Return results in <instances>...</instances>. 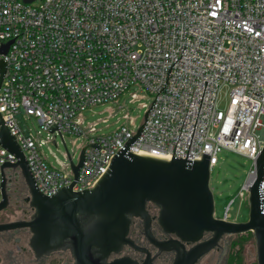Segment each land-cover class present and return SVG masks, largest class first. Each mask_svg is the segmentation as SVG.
Masks as SVG:
<instances>
[{
	"label": "built area",
	"instance_id": "2783aa9c",
	"mask_svg": "<svg viewBox=\"0 0 264 264\" xmlns=\"http://www.w3.org/2000/svg\"><path fill=\"white\" fill-rule=\"evenodd\" d=\"M7 43L0 112L44 194L76 179L72 164L50 162L43 145L51 139L26 133L17 115H34L56 144L61 134L64 142L84 135L82 148L99 142L100 149L87 146L73 185L92 188L141 125L95 135L100 120L86 126L83 113L118 102L135 85L152 99L141 103L146 112L156 100L130 152L193 160L206 153L211 169L223 151L241 154L252 160L240 190L248 193L264 148V0H0V49ZM53 123L60 131L49 130ZM8 160L18 158L0 143V200Z\"/></svg>",
	"mask_w": 264,
	"mask_h": 264
},
{
	"label": "water",
	"instance_id": "95a60500",
	"mask_svg": "<svg viewBox=\"0 0 264 264\" xmlns=\"http://www.w3.org/2000/svg\"><path fill=\"white\" fill-rule=\"evenodd\" d=\"M24 1L32 3L35 0ZM9 44L0 51L7 52ZM6 69L7 61L0 58V87ZM152 106L145 113V123L118 150L109 168L92 188L74 191L73 185L79 178L87 146L100 149L101 144H87L81 149L78 161L74 162L62 137L76 179L69 186L59 188L54 195H46L39 190L22 147L0 112V143L18 158L16 162L8 160L1 164L0 211L10 203L6 168L20 171L29 190L26 201L35 211L28 220L0 222V232L29 228L32 233L29 246L38 255L69 243L77 264H152L149 250L129 237L130 215H134L144 220V233L151 242L161 250H176L172 264H197L223 236L248 232H252L256 239L258 264H264V188L261 184L264 179V148L256 160V174L249 186L248 220L237 222L217 218L215 197L210 186V154L201 153V159L193 160L174 154L172 159H167L129 151L148 122ZM55 128L60 131L56 123L49 130L53 132ZM148 202L159 207L155 218L166 233L174 234L176 238L160 241L154 236ZM206 232L212 235L203 240ZM124 244L146 252V260L140 263L125 256L109 263L101 261L111 253L119 252ZM187 244L192 246L187 248Z\"/></svg>",
	"mask_w": 264,
	"mask_h": 264
},
{
	"label": "rangeland",
	"instance_id": "374dc122",
	"mask_svg": "<svg viewBox=\"0 0 264 264\" xmlns=\"http://www.w3.org/2000/svg\"><path fill=\"white\" fill-rule=\"evenodd\" d=\"M133 92H136L139 97V100L135 102L130 101L131 93ZM151 100L150 95L145 90L138 85H135L123 94L118 102L112 101L104 104H97L85 110L83 113L85 125L87 126L94 121L100 120L95 135L111 133L123 124H127L131 128L133 125L131 121H133L134 125L138 128L143 123L146 113V108L142 107L141 103L146 102L151 104ZM227 104L228 88L226 87L221 94L220 108L225 109ZM125 115H127V117ZM103 118H108V121L103 122ZM17 120L26 133L32 132L34 136H40L41 140L44 141H46L47 138L51 139L50 141L45 142L43 145V151L48 156V160L56 167H61L63 163L71 162L67 149L70 154L74 155V161H78L82 148L81 145L86 142L84 135H81L80 137L67 135L65 142L67 146L66 149L61 136H58V144H56L52 140L53 135L40 126L34 115L32 117H29L28 115L24 117L22 114H18ZM220 158L221 160L218 164L211 169L210 178V186L215 197V216L217 218H223L225 216L227 205L232 199H234L229 208L228 220L237 222L246 221L249 218L250 211L248 193L242 196L240 190L247 181L252 166V160L246 156L227 150L220 154ZM22 179L24 180L21 174L19 180L13 185L16 187L19 186L20 188V186L23 185V182L21 181ZM9 194L10 203L5 210L0 211V222L31 219L35 211L30 207L28 202L25 201L29 195L28 187L26 193L22 197L18 196L12 190ZM10 232H13V230L0 233V264L24 263L25 259L27 261V257L22 255L23 252L19 249V246L29 250V241L32 233H29L24 229L20 230L18 233L14 232V234H11ZM12 237L21 238V241L15 242V239ZM233 239L234 237H232V235H225L224 241L227 242V251L221 255L216 249L212 250L197 264H225V261L229 257V251ZM237 248L238 246L236 249ZM243 254L245 264H258L255 236L246 244ZM172 258L173 257H169V261L165 264H170Z\"/></svg>",
	"mask_w": 264,
	"mask_h": 264
},
{
	"label": "flooded vegetation",
	"instance_id": "af4514ba",
	"mask_svg": "<svg viewBox=\"0 0 264 264\" xmlns=\"http://www.w3.org/2000/svg\"><path fill=\"white\" fill-rule=\"evenodd\" d=\"M19 177H21L20 171L13 170V172L10 173L9 183H11L13 181V179H14V183H16V181L19 180ZM9 196H10V194H9ZM147 208H148L150 214L152 215L151 228H152L154 236L160 241H165V240H169L171 238H176V236L174 234L166 233L163 230V228L161 227V225L158 223L157 219L155 218V216L158 215L159 207H157L156 205H154L151 202H148ZM130 216L132 218V222L130 225L129 237L131 239H133L138 245H140L142 247H146L149 250L151 257L153 258L152 264H165L167 261H169V257H173L171 259V262H170V264H172L175 257H176V254H177L176 250H174V249L173 250H161L156 244L151 242L147 238V236L145 235V233H144V226H145L144 220L139 216H134V215H130ZM85 220H87V219H85ZM132 224L138 225L139 229L141 230V236L139 238L133 237L132 232H131ZM23 229L25 231L31 233L29 228H21V229L13 230V232H10V233L11 234H14V232L18 233L20 230H23ZM4 232H8V231H4ZM4 232H0V233H4ZM211 235H212L211 233L206 232L204 234L203 240L210 238ZM12 238L15 239V242L21 241V238H15V237H12ZM191 246H192V244L186 245L187 248H190ZM228 246H229V242H228ZM19 249L22 250V252H23L22 255L27 257V261L25 259L24 263L20 262L17 264H77V258L74 255L73 248L69 243L65 244L62 247L51 249V250L43 253L42 255H38L31 248L28 250L27 248H24V247L22 248L21 246H19ZM215 249L217 251H219L221 255H223L227 251V242L224 241V236L220 239L219 244L213 250H215ZM207 254H205V255H207ZM205 255H203L199 259V261ZM125 256H129V257L137 260L138 262L143 263L146 260L148 254L146 252L136 250L134 247H132L129 244H124L122 246V249L119 252H113L109 255V257H106V258L102 259L101 261L103 263H109L116 258L125 257ZM225 264H228V259L225 261Z\"/></svg>",
	"mask_w": 264,
	"mask_h": 264
},
{
	"label": "trees",
	"instance_id": "16d2710c",
	"mask_svg": "<svg viewBox=\"0 0 264 264\" xmlns=\"http://www.w3.org/2000/svg\"><path fill=\"white\" fill-rule=\"evenodd\" d=\"M21 181L23 182V185L20 186L19 188V186L16 187L13 185L14 184V179H13V181L8 184L9 192H11L12 190L18 196L22 197L26 193L27 187L24 180L22 179ZM131 232L133 237L139 238L141 236V230L136 224H132ZM232 237H234V239L231 242L228 264H245V258L243 254L244 247L250 241V239L254 238V234L252 232H248L241 235H234V236L232 235ZM237 246L238 248L236 249Z\"/></svg>",
	"mask_w": 264,
	"mask_h": 264
},
{
	"label": "bare ground",
	"instance_id": "6f19581e",
	"mask_svg": "<svg viewBox=\"0 0 264 264\" xmlns=\"http://www.w3.org/2000/svg\"><path fill=\"white\" fill-rule=\"evenodd\" d=\"M253 180V179H252Z\"/></svg>",
	"mask_w": 264,
	"mask_h": 264
}]
</instances>
